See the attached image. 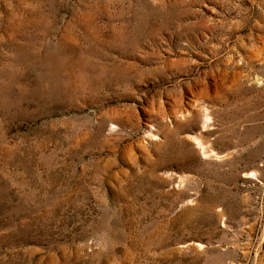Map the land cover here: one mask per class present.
<instances>
[{"label":"rangeland","instance_id":"1","mask_svg":"<svg viewBox=\"0 0 264 264\" xmlns=\"http://www.w3.org/2000/svg\"><path fill=\"white\" fill-rule=\"evenodd\" d=\"M0 264H264V0H0Z\"/></svg>","mask_w":264,"mask_h":264}]
</instances>
